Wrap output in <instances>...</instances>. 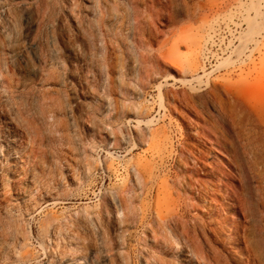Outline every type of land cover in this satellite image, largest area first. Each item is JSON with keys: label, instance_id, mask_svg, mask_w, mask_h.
<instances>
[{"label": "rangeland", "instance_id": "rangeland-1", "mask_svg": "<svg viewBox=\"0 0 264 264\" xmlns=\"http://www.w3.org/2000/svg\"><path fill=\"white\" fill-rule=\"evenodd\" d=\"M226 1L0 0V264L240 262L264 205L205 123L264 90V0Z\"/></svg>", "mask_w": 264, "mask_h": 264}, {"label": "bare ground", "instance_id": "bare-ground-1", "mask_svg": "<svg viewBox=\"0 0 264 264\" xmlns=\"http://www.w3.org/2000/svg\"><path fill=\"white\" fill-rule=\"evenodd\" d=\"M141 1L147 7L151 6L152 8H157L160 9L161 11L163 8H165L163 10H167L169 8V12H168L169 19H171L172 21H175L176 18H178L180 15L177 13H171L170 9H172L173 6L181 4L183 8V13L181 14H183L186 18H191L193 6L199 3L198 0H141ZM215 1H218L217 3L227 2L226 0H207V3L211 5L210 3H214ZM151 7L149 8L151 9ZM5 8L2 9L5 10ZM159 14H161V12L158 11V15ZM240 99H225L220 97L217 98L216 101H217L218 120L217 121L211 120L206 122L205 123L207 127L206 129H209L210 131H212V133H216L219 135L218 137L216 136L217 137L216 140L219 145V149H217L216 151L222 154L223 156L222 159L224 161L223 163L227 169L221 171L222 177L228 180L230 173L234 172L236 177L242 180L241 182H243L244 184L243 187L245 186L253 187L255 199L258 200L259 198L258 201H260V204L263 207L264 205V90L262 89L255 90L254 99L253 98H246V99L240 98ZM230 189H231L230 195L235 196V194L238 192L237 190L238 187L232 185ZM242 194L244 195L243 192ZM246 195L247 197H250L252 194L250 196H248V194ZM257 212L261 213L259 211ZM249 241H250L249 245H247V247L242 248V250H240L242 255L240 262H238L239 260L238 261L235 260L237 258L234 259V257L233 259L235 260V262L233 259L229 260L226 259V257H224V259L229 261L228 262L223 260L222 259L223 257L219 256L216 259L217 263L244 264L245 261H247L246 263H251V264L252 263L264 264V226L263 227L260 226L258 229H255V237ZM60 253H62V250L60 251ZM207 257L210 258L209 256ZM59 258L60 259L58 261V264H73L72 259L68 258L67 256L66 257L61 256Z\"/></svg>", "mask_w": 264, "mask_h": 264}]
</instances>
